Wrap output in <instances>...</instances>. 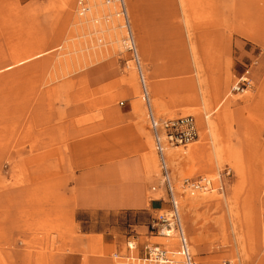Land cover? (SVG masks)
Segmentation results:
<instances>
[{
  "label": "rangeland",
  "instance_id": "374dc122",
  "mask_svg": "<svg viewBox=\"0 0 264 264\" xmlns=\"http://www.w3.org/2000/svg\"><path fill=\"white\" fill-rule=\"evenodd\" d=\"M85 2L20 0L18 16L0 14V264H107L136 237L182 264L177 234L151 231L153 209L100 203L137 192L152 155L153 196L164 186L170 209L147 101L159 121L211 122L201 136L191 115L193 146L163 147L197 264H264V0H202L194 14L186 0H125L132 41L118 0ZM119 167L121 182L104 184ZM185 179L211 189L182 193Z\"/></svg>",
  "mask_w": 264,
  "mask_h": 264
},
{
  "label": "crops",
  "instance_id": "0c3cea01",
  "mask_svg": "<svg viewBox=\"0 0 264 264\" xmlns=\"http://www.w3.org/2000/svg\"><path fill=\"white\" fill-rule=\"evenodd\" d=\"M25 2L26 1H24L23 4ZM84 2H85V0H84ZM124 2H125V0H124ZM81 3H82V1H81ZM20 6H21L20 0H0V14L7 13L10 15L15 14L18 16V14H20V12H21ZM186 6H187L188 14L189 13L194 14V12L196 13V11L198 9L200 10L201 8L205 7V6H202V0H186ZM125 8H126V3H125ZM84 9H85V7H82L81 11L87 12V10H84ZM126 11H127V9H126ZM150 12H152V7H149V9L146 12H144V16H147V18L145 20H144V18H142L141 24H142L143 29L148 30V26H147L148 19H150V16L152 17V14H150ZM127 14H128V12H127ZM130 15H131V13H130ZM136 17H137V14H136ZM128 18H129V15H128ZM130 21H128V22L130 23ZM23 23H25V22H23ZM131 24H130V27H131V30L133 29V31H132V33H133V32H135L134 21H132ZM139 24H140V22H139ZM133 37H134V34H133ZM47 45H52V41L48 42ZM238 83L239 82H237V84ZM237 84H235V86ZM143 100H145V99L143 98ZM156 156H157V154H156ZM157 160H158V156H157ZM118 165L119 164H117V166ZM154 165H155V162H154V158L152 155L142 156L141 159H139V164H138L139 167H137L136 171H135V174H136L135 179H137L141 182L140 187L137 188V192L134 191L133 195L128 193V194L123 195L124 197H122V198L113 199V200L109 199L108 201L104 200V201H101L100 203L102 205L107 204L108 207H112V208L114 207L117 209H142V208L149 207V208L153 209L155 211V213H164L163 211H165V210L170 211L171 206L169 205V207H170V209H169L168 205H166L164 203V201H165L164 196H167L164 186H162V188H161L163 191V196L158 197V198L153 196L154 195L153 193H156L159 190V188L161 187L157 183L158 178L154 174V170H155ZM119 172L121 174H120L118 180H114L113 182L105 181L103 183L109 184V185L110 184L111 185L112 184L113 185L119 184L121 182V180L123 179L122 175L125 174L124 173L125 169L120 168ZM127 172H128L130 177L133 176V173L131 170H127ZM202 180H205V179H202ZM98 184H102V183L98 182ZM114 198H115V196H114ZM174 201H175L176 209H177L178 200L176 198H174ZM169 203H170V201H169ZM96 206H100V205L96 204ZM177 212H178V210H177ZM174 232H175V230H174ZM174 235H176V232ZM170 237H173V236H167V237H164L163 239H168ZM91 243H92V247H94V243L93 242H91ZM134 243H137V245L143 244V240L141 239V237H136V239L132 238V242H128L127 246H125V248H121L120 250L119 249L115 250L114 258L107 260L108 261L107 264H158V263H155V262L148 260L144 256V250H140L139 248H136V245ZM125 245H126V243H125ZM179 245H180L179 240L177 238V250H179ZM100 251L101 250H93V252H97V253ZM170 255L171 254H168V257L173 258ZM192 259H193V262H195L197 264V262L193 256H192ZM164 264H174V263L168 262V263H164ZM175 264H177V263H175Z\"/></svg>",
  "mask_w": 264,
  "mask_h": 264
},
{
  "label": "built area",
  "instance_id": "2783aa9c",
  "mask_svg": "<svg viewBox=\"0 0 264 264\" xmlns=\"http://www.w3.org/2000/svg\"><path fill=\"white\" fill-rule=\"evenodd\" d=\"M241 85L247 83L245 79H241ZM240 84L238 83L235 86V89H239ZM145 99V98H144ZM147 117L149 122V127L152 133L155 152L158 156L160 162L161 172L163 175V181L166 183L169 196H170V215L168 213H157L152 217L150 224L151 231L156 233V235L167 237V231L174 228L177 238L179 240V253L182 258V264H194L192 255L190 254L183 232L181 228L180 219L177 214L176 204L174 201L172 188L169 182L167 169L164 164L163 159V147L165 144L169 146H187L188 144L193 143L198 138V131L194 121V118L191 115L181 116L174 119H167L163 121L157 120L149 107L147 101ZM229 174V171L226 172V175ZM186 185L190 186V189L195 191H208L211 189V182L207 180H196L194 182H185ZM144 256L155 263L164 264L169 261L166 260V251L161 248L154 246L151 248H144ZM166 260V261H165Z\"/></svg>",
  "mask_w": 264,
  "mask_h": 264
},
{
  "label": "bare ground",
  "instance_id": "6f19581e",
  "mask_svg": "<svg viewBox=\"0 0 264 264\" xmlns=\"http://www.w3.org/2000/svg\"><path fill=\"white\" fill-rule=\"evenodd\" d=\"M118 2L120 3V6H121V4H122V6H124V9L121 11V13H122V16H123V18H124V20L126 19L127 20V23L125 22V27H126V29H127V31H128V38L132 41V35H131V31H130V27H129V24H128V17H127V11H126V8H125V3H124V1L123 0H118ZM120 13V11H116V15L117 14H119ZM117 17H119V16H117ZM205 110V109H204ZM190 114L191 115H195V116H197L200 120H201V122H200V128H201V136H202V132H205V133H208V136H209V134L211 135V122L208 120V118H207V116L204 114L203 116L201 115V112H199V111H193V112H190ZM194 121H195V119H194ZM195 124H196V122H195ZM204 135V134H203ZM210 139V138H209ZM212 139V138H211ZM148 140V139H147ZM197 140V139H196ZM195 140V141H196ZM150 141V140H149ZM148 142V141H147ZM195 143H197V142H195ZM148 144V143H147ZM149 144H151V142L149 143ZM192 145V144H191ZM150 146V145H149ZM189 146V145H188ZM193 146V145H192ZM171 148V147H170ZM176 148V147H175ZM212 149V148H211ZM213 151V150H212ZM215 151V150H214ZM168 154V153H167ZM214 156V155H213ZM215 159V158H214ZM215 162V161H214ZM210 181V180H209ZM184 182H188V180L187 179H185L184 180ZM211 182V181H210ZM184 184V183H183ZM180 187V190H182V193L184 192H186V191H189L190 193L192 192V194L193 193H195V192H198V191H193V190H191L190 189V186L189 185H186V184H184V185H180L179 186ZM178 187V188H179ZM200 192H202V191H200ZM183 198V197H182ZM184 199V198H183ZM177 214H178V212H177ZM178 217H179V215H178ZM167 234H168V236H174V234H175V232H174V228L173 227H171V229L169 230V231H167ZM160 248V247H159ZM166 253V260H168L169 262H171L172 261V263H174L175 261H174V259L173 258H169L168 257V252L166 251L165 252ZM165 260V261H166Z\"/></svg>",
  "mask_w": 264,
  "mask_h": 264
}]
</instances>
